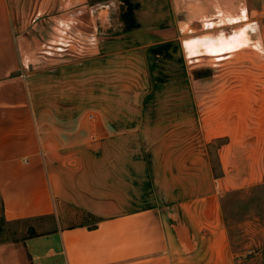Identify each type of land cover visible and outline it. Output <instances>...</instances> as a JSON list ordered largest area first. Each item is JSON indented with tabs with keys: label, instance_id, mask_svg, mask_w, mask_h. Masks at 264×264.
Returning <instances> with one entry per match:
<instances>
[{
	"label": "crops",
	"instance_id": "1",
	"mask_svg": "<svg viewBox=\"0 0 264 264\" xmlns=\"http://www.w3.org/2000/svg\"><path fill=\"white\" fill-rule=\"evenodd\" d=\"M16 1L0 0L1 217L53 218L54 228L0 244V264H236L229 258L222 200L245 186L232 177L230 143L217 149L216 174L203 145L225 140L224 132L205 144L172 133L203 115L202 89L187 84L174 92L195 95L193 114L183 100L175 106L179 114L158 121L155 100L173 80L200 83L211 78L216 63L247 49L264 54V0H68L62 21L53 1V12L44 11V0H19L21 12ZM241 32L245 46L239 49L204 50V43ZM48 45L83 54L81 70L100 73L108 59L137 50L152 74V89L131 118L107 102H52L48 113L43 82L41 101L33 103L28 75L31 66L43 69L39 63L66 61L45 53ZM69 56L76 54L62 57ZM240 89L244 101L228 118L244 112L228 125L242 123L251 133L253 124H263L264 103L250 85ZM112 109L119 115L110 117ZM158 127L169 131L163 149L147 143L152 138L146 131ZM257 150L263 157L264 144Z\"/></svg>",
	"mask_w": 264,
	"mask_h": 264
},
{
	"label": "rangeland",
	"instance_id": "2",
	"mask_svg": "<svg viewBox=\"0 0 264 264\" xmlns=\"http://www.w3.org/2000/svg\"><path fill=\"white\" fill-rule=\"evenodd\" d=\"M51 1H53L55 7L60 5V10L54 11L55 15L59 14L61 21L67 19L69 14L68 0H44V11L53 12L52 8H49ZM16 5H20V11L22 12L23 2L19 4V0H17ZM33 6H35V3H33ZM48 16H51V14H45V17ZM244 38V33L241 32L232 40L225 39L216 43H204V50L210 53L234 51L245 46ZM74 47V45L71 46V48ZM76 47L81 50V47ZM51 48L52 46L48 45L45 47L44 52L61 54L60 60L66 61H60L58 64L52 63L50 60L47 63H39L41 66L43 64L44 67L38 72H36L34 66H31L28 75L30 76L29 92L33 103L41 101L42 92L38 88H41V82H43L45 90L42 101L48 103L47 106L51 105L52 102L75 103L85 101L93 105L99 102H107L108 107L110 105L112 107L116 104L120 105L122 107L120 110L121 115L131 118L133 115L135 116V106L137 107L138 103L142 102L143 95L149 89L150 91L152 89V74L148 71L146 62H141L140 52L137 50L131 51L132 54L130 55L125 53L118 55L115 59H108L102 65L104 68L100 73L99 71L95 72L93 69H87L84 72L81 70L83 67V54L81 56L72 49L66 51L68 47L62 45L54 47V50ZM67 52L70 54L73 52L76 56L63 58L62 56ZM92 64H94V60ZM89 66L90 63L86 67ZM213 70L211 78L200 83L195 82L194 79L191 84H189V81L186 83L184 80L176 79L172 81L174 84L168 88V93L165 92V87L159 91L155 100L159 107L158 121H162L165 117L168 118L171 113L173 116L176 114L175 112L179 114L177 109L180 106L176 107L177 109L175 106L183 100L188 104V114H193L196 111V109H193L195 108V95L188 93L180 96L174 92L183 89L187 84L194 89L198 88L200 91L202 89L203 95L201 98L200 94V103L203 108V115L199 112V120L196 121V125L188 124L187 126L172 127V133L175 136L185 134L188 136L189 141L196 139L200 141L199 144H205L216 132L225 133V140L216 141L208 148L203 145V148L205 154L207 151L209 160L217 170L215 173L218 174L220 168L217 149L222 143H230L231 153L234 155L232 177L236 185L245 186L242 190L226 195L222 200L228 230V243L230 245L229 258L235 261L236 264H264V156L259 157L260 150H257L260 145L264 144V140H262L264 137L261 135L264 134V115L262 126H258L262 121L255 126L253 124L251 133L246 130L247 127L245 128L242 123L228 125L229 122L234 123L237 120L238 113L244 112L241 110L236 111V115L232 113L231 119L228 118L230 113L234 111L233 109L238 108L239 103L244 101L243 96L245 95L240 89L241 86L250 85L253 89H256L258 91L255 94L256 97L261 101L260 103H264V54L261 55L254 49H247L245 53H240L230 61L216 63ZM42 74L47 75V77L42 79ZM234 88L237 89L238 93L230 94ZM52 91L54 92L52 93ZM171 107H173L172 110ZM50 112H52L51 106L48 110V113ZM108 115L115 117L119 115V110H109ZM213 119L219 121L216 128L211 126ZM142 127H144V124H141V129ZM259 128L262 133L258 130ZM146 132L152 138V142L151 139L150 142H147L148 145L154 144L155 149L164 148L162 140L165 133L169 132L166 128L158 127L149 129ZM53 228V218H45L20 221L13 225H3L0 232L14 234L12 238L23 241L36 231L37 233H43ZM189 261L195 263L192 258Z\"/></svg>",
	"mask_w": 264,
	"mask_h": 264
},
{
	"label": "trees",
	"instance_id": "3",
	"mask_svg": "<svg viewBox=\"0 0 264 264\" xmlns=\"http://www.w3.org/2000/svg\"><path fill=\"white\" fill-rule=\"evenodd\" d=\"M17 222H20V221H6L3 217H1V224H0V230H1V226L3 225H13ZM35 231V230H33ZM12 235L14 234H9L7 232H0V244H3V243H8V242H16L18 240L12 238ZM37 233H33L31 236H36Z\"/></svg>",
	"mask_w": 264,
	"mask_h": 264
}]
</instances>
